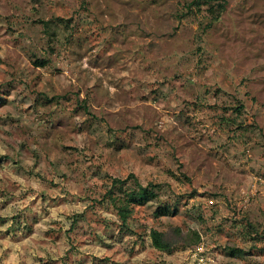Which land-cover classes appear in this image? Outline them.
Returning a JSON list of instances; mask_svg holds the SVG:
<instances>
[{
	"label": "rangeland",
	"instance_id": "rangeland-1",
	"mask_svg": "<svg viewBox=\"0 0 264 264\" xmlns=\"http://www.w3.org/2000/svg\"><path fill=\"white\" fill-rule=\"evenodd\" d=\"M192 2L0 0V264H264V0Z\"/></svg>",
	"mask_w": 264,
	"mask_h": 264
},
{
	"label": "trees",
	"instance_id": "trees-1",
	"mask_svg": "<svg viewBox=\"0 0 264 264\" xmlns=\"http://www.w3.org/2000/svg\"><path fill=\"white\" fill-rule=\"evenodd\" d=\"M197 7L201 5H207V10L211 14L212 21L218 19L220 13L225 9L226 0H193ZM39 65H42L41 63ZM124 180H118L122 183ZM117 182V181H116ZM136 188H122L120 185L118 189L122 192L120 195H116L113 189L107 191V198L110 200L113 206L117 209V213L122 221L125 223L131 214L129 208L132 204L140 205L146 201L147 194L151 192V184L146 186L141 185L138 181L135 183ZM166 209L159 208L155 213L160 215L164 213ZM151 244L157 249L164 251H173L174 249H183L189 247L192 244L200 242V234L196 230L188 232L183 231L178 226H169L165 231L152 228L150 230ZM230 253L234 256H241L243 250L236 246L228 247Z\"/></svg>",
	"mask_w": 264,
	"mask_h": 264
}]
</instances>
